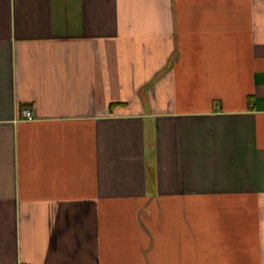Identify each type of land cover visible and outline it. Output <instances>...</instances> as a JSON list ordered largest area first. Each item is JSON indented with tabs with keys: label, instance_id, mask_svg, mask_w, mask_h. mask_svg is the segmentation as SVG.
<instances>
[{
	"label": "crops",
	"instance_id": "crops-1",
	"mask_svg": "<svg viewBox=\"0 0 264 264\" xmlns=\"http://www.w3.org/2000/svg\"><path fill=\"white\" fill-rule=\"evenodd\" d=\"M0 264H264V0H0Z\"/></svg>",
	"mask_w": 264,
	"mask_h": 264
},
{
	"label": "built area",
	"instance_id": "built-area-1",
	"mask_svg": "<svg viewBox=\"0 0 264 264\" xmlns=\"http://www.w3.org/2000/svg\"><path fill=\"white\" fill-rule=\"evenodd\" d=\"M23 114H24V116L27 117V118L32 117V113H31V111L29 110V108H25V109L23 110Z\"/></svg>",
	"mask_w": 264,
	"mask_h": 264
}]
</instances>
